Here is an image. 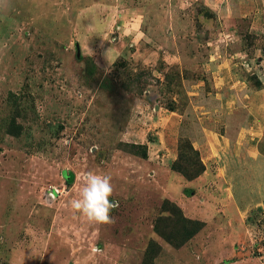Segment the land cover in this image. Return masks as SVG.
I'll return each instance as SVG.
<instances>
[{
  "label": "rangeland",
  "instance_id": "rangeland-1",
  "mask_svg": "<svg viewBox=\"0 0 264 264\" xmlns=\"http://www.w3.org/2000/svg\"><path fill=\"white\" fill-rule=\"evenodd\" d=\"M0 264H264V0H0Z\"/></svg>",
  "mask_w": 264,
  "mask_h": 264
},
{
  "label": "clouds",
  "instance_id": "clouds-1",
  "mask_svg": "<svg viewBox=\"0 0 264 264\" xmlns=\"http://www.w3.org/2000/svg\"><path fill=\"white\" fill-rule=\"evenodd\" d=\"M111 179L107 174L87 172L79 198L71 201V208L80 213L89 223H111L110 213L114 207L109 199L113 193Z\"/></svg>",
  "mask_w": 264,
  "mask_h": 264
},
{
  "label": "trees",
  "instance_id": "trees-1",
  "mask_svg": "<svg viewBox=\"0 0 264 264\" xmlns=\"http://www.w3.org/2000/svg\"><path fill=\"white\" fill-rule=\"evenodd\" d=\"M167 203L169 204L170 201H168ZM176 207H177V206H176ZM178 208H179V207H178ZM169 212H171V211H169ZM171 216H172V212H171L170 216H168V217H171ZM183 217H184V216H183ZM169 219H171V218H166V219H164V220L168 221ZM183 219L185 220L186 218L184 217ZM186 220H187V219H186ZM188 222L199 223L200 225L203 226V223H202V222H198V221L195 222V221H193V220H188ZM199 224H197V225H199ZM201 228H202V227H201ZM201 228H200V227H199V229L196 228L195 230L191 231L187 236H184V237H182L181 239H179V240H177V241L170 239L166 234H164V233L162 232V229L158 226V222L155 223L154 231H155V233L159 234V236H161L162 238H164L165 240H167V241H168L171 245H173L174 247L180 248V247H182L183 245H185L189 240H191V239L197 234V232H198Z\"/></svg>",
  "mask_w": 264,
  "mask_h": 264
},
{
  "label": "crops",
  "instance_id": "crops-1",
  "mask_svg": "<svg viewBox=\"0 0 264 264\" xmlns=\"http://www.w3.org/2000/svg\"><path fill=\"white\" fill-rule=\"evenodd\" d=\"M199 192H200V191H196V192H195V195L198 194ZM177 199L180 200V202H178V201L175 200L176 203H179L178 205H181V202H182V201H184V204L187 203L186 200H182V197H177ZM188 200L191 201L192 199H188ZM225 201H226V199H225ZM226 203H227V205H228V202H226ZM184 211H185V210H184Z\"/></svg>",
  "mask_w": 264,
  "mask_h": 264
}]
</instances>
